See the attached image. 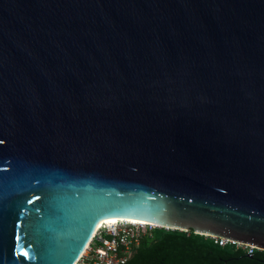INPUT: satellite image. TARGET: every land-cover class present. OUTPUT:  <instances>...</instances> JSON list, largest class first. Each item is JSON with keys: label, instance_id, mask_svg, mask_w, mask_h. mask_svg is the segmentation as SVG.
<instances>
[{"label": "water", "instance_id": "1", "mask_svg": "<svg viewBox=\"0 0 264 264\" xmlns=\"http://www.w3.org/2000/svg\"><path fill=\"white\" fill-rule=\"evenodd\" d=\"M105 220L264 251V0H0V264Z\"/></svg>", "mask_w": 264, "mask_h": 264}, {"label": "trees", "instance_id": "2", "mask_svg": "<svg viewBox=\"0 0 264 264\" xmlns=\"http://www.w3.org/2000/svg\"><path fill=\"white\" fill-rule=\"evenodd\" d=\"M197 236L158 228L127 264H264V251L249 254L232 245L220 247L209 237L207 242L200 241Z\"/></svg>", "mask_w": 264, "mask_h": 264}, {"label": "built area", "instance_id": "3", "mask_svg": "<svg viewBox=\"0 0 264 264\" xmlns=\"http://www.w3.org/2000/svg\"><path fill=\"white\" fill-rule=\"evenodd\" d=\"M156 225H142L124 222L99 229L75 264H127L135 252L151 238ZM220 247L232 245L246 248L249 254L256 250L223 238L209 237Z\"/></svg>", "mask_w": 264, "mask_h": 264}, {"label": "bare ground", "instance_id": "4", "mask_svg": "<svg viewBox=\"0 0 264 264\" xmlns=\"http://www.w3.org/2000/svg\"><path fill=\"white\" fill-rule=\"evenodd\" d=\"M121 223H124V222H121V221H111V220H105V221H102L99 225H98V227H97V229H96V232L99 230V229H101V228H103V227H106V226H108V225H114V224H121ZM129 223H134V224H142V225H150L151 223H141V222H129ZM153 225H156V224H153ZM157 227H159L160 229H166V230H170V229H168L167 227H161V226H158V225H156ZM95 232V233H96ZM200 236H206V237H209L208 235H200ZM238 244H240V243H238ZM243 245V244H242ZM244 246H247V245H244Z\"/></svg>", "mask_w": 264, "mask_h": 264}, {"label": "rangeland", "instance_id": "5", "mask_svg": "<svg viewBox=\"0 0 264 264\" xmlns=\"http://www.w3.org/2000/svg\"><path fill=\"white\" fill-rule=\"evenodd\" d=\"M166 230V229H165ZM198 237V239L200 240V241H203V242H207L208 241V239L206 238V236H203V237H201V236H197ZM240 248V247H239ZM235 249H238V247H236ZM243 249H246V248H243Z\"/></svg>", "mask_w": 264, "mask_h": 264}]
</instances>
